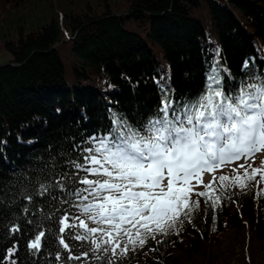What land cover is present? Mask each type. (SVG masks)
<instances>
[{
  "label": "trees",
  "instance_id": "obj_1",
  "mask_svg": "<svg viewBox=\"0 0 264 264\" xmlns=\"http://www.w3.org/2000/svg\"><path fill=\"white\" fill-rule=\"evenodd\" d=\"M5 8L27 13L10 31L8 17L0 23V46L11 54L0 66V264H106L88 241L70 239L75 229L59 233L65 215L72 224L82 216L73 205L91 202L70 195L86 187L73 162L84 163L85 150L99 147L91 138L115 121L138 128L156 117L165 92L184 103L214 72L232 94L264 77V0H0ZM215 179L194 190L207 195H192L199 206L182 226L112 257L116 264H264V166Z\"/></svg>",
  "mask_w": 264,
  "mask_h": 264
},
{
  "label": "snow or ice",
  "instance_id": "obj_2",
  "mask_svg": "<svg viewBox=\"0 0 264 264\" xmlns=\"http://www.w3.org/2000/svg\"><path fill=\"white\" fill-rule=\"evenodd\" d=\"M115 124L108 135L91 138L99 147L85 150L84 163L73 162L86 173L78 180L86 187L70 195L85 202L91 197V202L73 205L82 212L74 217L76 224L69 223L67 215L59 221V233L75 229L68 231L70 239L88 241L93 258L103 261L107 257L106 264H116L112 257L126 256L155 240L157 234L167 235L177 224L182 226L181 217H190L199 206L192 195H207L194 193V179L202 183L206 171L214 172L228 161L264 151V77L242 82L232 94L223 90L214 72L205 92L195 100L173 101L165 92L158 115L141 127L119 120ZM260 172L255 168L251 175L245 170V175L254 180ZM227 179L231 177H219L221 182ZM236 179L241 188L247 186L243 177ZM215 183L213 177L209 187ZM56 186L63 188L59 182ZM48 187L41 184L38 194L46 193ZM44 237L45 232L40 231L29 247L39 250ZM58 242L71 253L63 235ZM68 259L80 260L81 256L69 255Z\"/></svg>",
  "mask_w": 264,
  "mask_h": 264
},
{
  "label": "rangeland",
  "instance_id": "obj_3",
  "mask_svg": "<svg viewBox=\"0 0 264 264\" xmlns=\"http://www.w3.org/2000/svg\"><path fill=\"white\" fill-rule=\"evenodd\" d=\"M6 9L1 13L0 12V23H6L3 22L7 17H8V21L7 22H11L7 28L5 29V31H8L9 29L11 30V28H15V25H17V22L23 20V18L21 17V14H25L27 13V10L22 11L21 14L20 13H14V14H9L7 15L5 13ZM14 10H10V13L13 12ZM9 30V31H10ZM15 30V29H14ZM15 35V34H14ZM11 58V54L6 50L3 49L0 46V66L4 65L5 63H7V61ZM243 164L245 167H254V166H260L263 165L264 166V151L258 152V153H254L252 156H244L240 159L237 160H232V161H228L224 164H221L218 168L215 169L214 172H205L202 174V183H199L198 180L194 179L192 181V185L194 187V190H200L203 186L207 185L209 182L212 181L213 177H216L218 174H220L221 172L224 171H229V172H233V171H239L242 170L243 168H240L239 165ZM244 167V168H245ZM225 240L227 241V243H229L233 237L234 234L233 232H228L226 235Z\"/></svg>",
  "mask_w": 264,
  "mask_h": 264
}]
</instances>
